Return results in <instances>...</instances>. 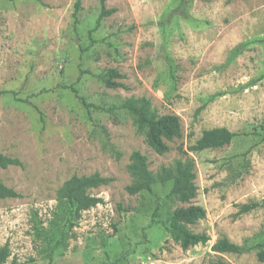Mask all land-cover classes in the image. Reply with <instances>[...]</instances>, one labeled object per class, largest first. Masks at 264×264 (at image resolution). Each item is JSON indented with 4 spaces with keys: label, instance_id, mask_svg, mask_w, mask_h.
<instances>
[{
    "label": "rangeland",
    "instance_id": "374dc122",
    "mask_svg": "<svg viewBox=\"0 0 264 264\" xmlns=\"http://www.w3.org/2000/svg\"><path fill=\"white\" fill-rule=\"evenodd\" d=\"M76 1L0 0V154L21 162L0 168V181L19 194L0 200L5 264H264V0H79L75 11ZM102 10L112 13L99 19ZM109 69L124 88L99 80ZM142 97L157 115L180 119L181 137L163 155L117 108ZM216 127L237 136L189 151ZM179 148L195 163L189 204L205 210L190 229L209 237L185 251L163 226L189 205L168 195L170 183L125 190L133 151L155 173L184 160ZM94 173L112 178L90 190L104 202L70 227L56 190ZM251 203L260 207L238 213ZM221 238L241 253L213 252Z\"/></svg>",
    "mask_w": 264,
    "mask_h": 264
},
{
    "label": "trees",
    "instance_id": "16d2710c",
    "mask_svg": "<svg viewBox=\"0 0 264 264\" xmlns=\"http://www.w3.org/2000/svg\"><path fill=\"white\" fill-rule=\"evenodd\" d=\"M79 6L80 1L77 0L75 3V11H78ZM111 13L112 11L102 10L99 19ZM121 77L115 69H109L98 76L104 86L110 89L125 87L122 83L114 80L120 79ZM64 88H69L85 108H91V105L86 103L83 97L78 96L76 90L71 85L64 86ZM115 108L111 106L103 110L111 113ZM117 108L124 110L132 117L134 125L144 136L147 145L158 155H163L169 151L167 142L181 137L179 117L175 114L157 115L152 110L150 101L147 98H128ZM202 108H198L196 113L198 114ZM236 136V133L229 131L225 127L204 130L201 136L188 149L193 152L220 149L231 144ZM261 136L264 138V132ZM179 150L185 155L184 160H176L170 166H161L155 173L149 170L146 156L139 151H133L129 157V163L126 166V171L131 177V183L125 188L126 192L132 196L140 192L152 193L153 185L170 183L171 187L168 195L175 196L180 203L189 204L196 197L198 190L195 185V163L193 159L187 156V153L182 148H179ZM118 156L119 154H117ZM9 166H21V162L18 159L9 158L0 154V168L6 169ZM110 182H112V178L102 177L98 173L89 176L74 175L56 190V201L65 208L70 227L81 218L84 211L103 204L104 200L90 194V190L100 186H106ZM18 197V193L12 188L6 187L0 181V200ZM261 206H264V202H262ZM238 207V213L244 214L260 207V204H241ZM158 210L159 206L157 205L152 214L151 224L158 223L155 220L158 217ZM204 218L205 210L201 206L189 204L186 207L175 208L171 215L163 222V226L173 242L185 251L198 244H206L209 241V237L206 234L194 233L190 229L191 226ZM63 236L64 233L61 232L60 241L64 239ZM212 251L219 254H239L242 249L227 238H221L212 246ZM257 256L259 261L264 262V251L262 249L259 250ZM9 257L10 248L5 243L0 247V264H5ZM215 264L227 263L219 259Z\"/></svg>",
    "mask_w": 264,
    "mask_h": 264
}]
</instances>
